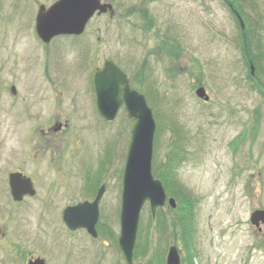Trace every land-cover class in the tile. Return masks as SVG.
<instances>
[{
  "label": "rangeland",
  "instance_id": "rangeland-1",
  "mask_svg": "<svg viewBox=\"0 0 264 264\" xmlns=\"http://www.w3.org/2000/svg\"><path fill=\"white\" fill-rule=\"evenodd\" d=\"M56 1L0 0V264H125L116 239L130 121L124 109L111 123L98 116L91 81L107 59L147 98L152 174H170L177 203L155 218L144 205L132 264H165L172 245L180 264H264V226L249 223L264 211V0H109L113 16L43 45L36 13ZM17 169L36 196L16 204ZM101 185L98 238L69 232L62 210Z\"/></svg>",
  "mask_w": 264,
  "mask_h": 264
},
{
  "label": "water",
  "instance_id": "water-1",
  "mask_svg": "<svg viewBox=\"0 0 264 264\" xmlns=\"http://www.w3.org/2000/svg\"><path fill=\"white\" fill-rule=\"evenodd\" d=\"M107 10L112 12L111 6L101 5L100 0H58L48 9L44 6L39 7L35 29L43 43L48 44L51 39L59 35L82 34L96 11L101 14ZM250 69L253 74V66ZM92 84L96 110L102 119L112 122L119 109L125 107L127 117L131 121V135L122 176L120 234L117 242L125 263L132 264L142 207L148 202L151 214L154 216L157 208L163 207L166 203L162 184L154 179L151 172L155 122L145 96L129 85L125 73L111 60H107L102 68L93 72ZM195 94L205 102L209 100L203 88L197 89ZM9 186L11 196L16 202H20L26 195L31 197L35 195L31 181L20 174L9 176ZM103 194L104 187H101L92 203L84 202L66 208L62 214L65 226L71 231L85 229L89 235L96 238L98 205ZM168 203L170 207H176L173 199H169ZM249 221L255 227L264 225V211H254ZM28 264H45V262L38 258L30 260ZM166 264H180L175 246L169 248Z\"/></svg>",
  "mask_w": 264,
  "mask_h": 264
},
{
  "label": "trees",
  "instance_id": "trees-1",
  "mask_svg": "<svg viewBox=\"0 0 264 264\" xmlns=\"http://www.w3.org/2000/svg\"><path fill=\"white\" fill-rule=\"evenodd\" d=\"M170 177V174H167V175H163V176H161V179H162V181L166 184V182H167V178H169ZM166 188L168 189V186H166ZM163 214V213H162ZM161 214V218H162V223L164 222V215H162ZM185 227H186V225H185ZM187 228V227H186ZM188 232H189V230H188ZM189 236V235H188ZM162 264V263H161Z\"/></svg>",
  "mask_w": 264,
  "mask_h": 264
},
{
  "label": "flooded vegetation",
  "instance_id": "flooded-vegetation-1",
  "mask_svg": "<svg viewBox=\"0 0 264 264\" xmlns=\"http://www.w3.org/2000/svg\"><path fill=\"white\" fill-rule=\"evenodd\" d=\"M12 172H17V173H22L23 175H25L20 169L14 170ZM31 179V178H30ZM31 181L33 182V180L31 179ZM34 184V183H33ZM25 200V199H24Z\"/></svg>",
  "mask_w": 264,
  "mask_h": 264
}]
</instances>
